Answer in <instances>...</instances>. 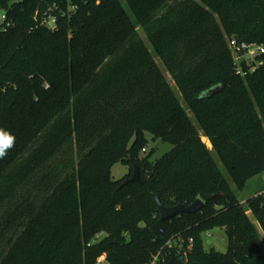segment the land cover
<instances>
[{
  "label": "trees",
  "instance_id": "trees-1",
  "mask_svg": "<svg viewBox=\"0 0 264 264\" xmlns=\"http://www.w3.org/2000/svg\"><path fill=\"white\" fill-rule=\"evenodd\" d=\"M124 1L23 0L8 10L0 264H98L104 255L108 264L158 255L161 264H264L247 214L264 232V200L242 207L156 61L243 191L264 173V65L238 74L228 39L264 44V0ZM146 133L173 149L156 162L141 157ZM117 164L130 169L120 181ZM136 167L141 182L122 187ZM157 198L205 206L161 222ZM216 229L226 231V253L205 250Z\"/></svg>",
  "mask_w": 264,
  "mask_h": 264
},
{
  "label": "rangeland",
  "instance_id": "rangeland-1",
  "mask_svg": "<svg viewBox=\"0 0 264 264\" xmlns=\"http://www.w3.org/2000/svg\"><path fill=\"white\" fill-rule=\"evenodd\" d=\"M12 1H15V0H12ZM122 1L125 2L124 0H122ZM126 7L129 10L127 5H126ZM0 15H2L1 11H0ZM132 18L135 20V17L133 15H132ZM141 37L144 39L146 44L151 49V47H150V45H149V43H148V41H147V39H146V37L142 31H141ZM156 61L158 63L160 70L163 72L166 79L170 83L171 87L176 91L180 101L182 102V104L186 108L189 116L192 118L194 125L196 126V128L199 131L200 136L202 137V141L206 144V146L211 151L214 160L218 164L219 169L222 171L223 175L227 179L232 190H234V192L237 194L238 200L240 201V204L242 205V207L247 208V204H248L249 199L262 198L264 200V173L253 178L252 180H250L243 191H239L237 189L233 179L231 178L229 171L226 169L224 164L221 162L217 153L214 152L212 143L210 142V140L208 138L205 137L203 131L201 130V127L199 126L198 122L196 121L193 114L189 110L186 102L181 97V94L179 93L175 83L172 81V78L169 75L165 65L163 64V62L159 58H156ZM146 138L148 139L149 142H148V145L146 147V152L142 153L141 157H150L151 162H156V161L160 160L161 158H163L167 153H169L173 149V146L171 144L164 142L163 140H161L159 138H155L150 133H146ZM129 173H130V169L127 166H124L123 164H117L112 168V178L114 181L123 180L126 176L129 175ZM247 214L250 217V219L256 224L262 239H264V232L261 229L256 218L253 216L252 212L249 211V212H247ZM103 237L104 236L101 235L99 237V239H101ZM203 239H204L206 251L216 250L217 252H220V253H226L228 251L229 240H228L226 231L224 229H216V230H213L211 232H208L203 236ZM179 250L181 251L182 247H179ZM182 254H183L184 258H188L186 251L182 250ZM99 264H108V263L105 259H101Z\"/></svg>",
  "mask_w": 264,
  "mask_h": 264
},
{
  "label": "built area",
  "instance_id": "built-area-1",
  "mask_svg": "<svg viewBox=\"0 0 264 264\" xmlns=\"http://www.w3.org/2000/svg\"><path fill=\"white\" fill-rule=\"evenodd\" d=\"M21 2L23 0H9L8 8H4L0 2V11L2 12V15H0V28H4V31L11 27L12 24L8 17V10L11 9L12 5ZM228 47L231 51L238 74L246 76L247 74L255 73L264 65V44L241 42L236 38H230L228 39ZM101 259L106 260V255L99 259L98 264ZM160 262L165 261L161 260L160 255H158L150 264H161Z\"/></svg>",
  "mask_w": 264,
  "mask_h": 264
},
{
  "label": "water",
  "instance_id": "water-1",
  "mask_svg": "<svg viewBox=\"0 0 264 264\" xmlns=\"http://www.w3.org/2000/svg\"><path fill=\"white\" fill-rule=\"evenodd\" d=\"M222 91H223L222 87H216L208 91L205 96L211 97ZM140 182H141L140 169L139 167H136L133 172L132 177L126 180L124 184L122 185V187L127 186L129 184L140 183ZM155 203L158 207V214L160 215L161 222L173 219L176 216L181 215V214H195L196 212H198L205 206L204 202L201 199L197 200L190 206L177 205L175 207H165L164 205H162L159 198L155 200Z\"/></svg>",
  "mask_w": 264,
  "mask_h": 264
},
{
  "label": "clouds",
  "instance_id": "clouds-1",
  "mask_svg": "<svg viewBox=\"0 0 264 264\" xmlns=\"http://www.w3.org/2000/svg\"><path fill=\"white\" fill-rule=\"evenodd\" d=\"M12 146L11 143H9L6 147L10 148ZM6 149L5 148H0V156L4 155Z\"/></svg>",
  "mask_w": 264,
  "mask_h": 264
},
{
  "label": "snow or ice",
  "instance_id": "snow-or-ice-1",
  "mask_svg": "<svg viewBox=\"0 0 264 264\" xmlns=\"http://www.w3.org/2000/svg\"><path fill=\"white\" fill-rule=\"evenodd\" d=\"M0 143L7 145L9 143V141L5 139V140L0 141Z\"/></svg>",
  "mask_w": 264,
  "mask_h": 264
},
{
  "label": "bare ground",
  "instance_id": "bare-ground-1",
  "mask_svg": "<svg viewBox=\"0 0 264 264\" xmlns=\"http://www.w3.org/2000/svg\"><path fill=\"white\" fill-rule=\"evenodd\" d=\"M208 142V141H207ZM210 144V143H209Z\"/></svg>",
  "mask_w": 264,
  "mask_h": 264
}]
</instances>
